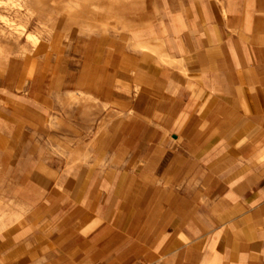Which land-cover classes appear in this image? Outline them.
I'll return each instance as SVG.
<instances>
[{"label": "crops", "instance_id": "obj_1", "mask_svg": "<svg viewBox=\"0 0 264 264\" xmlns=\"http://www.w3.org/2000/svg\"><path fill=\"white\" fill-rule=\"evenodd\" d=\"M112 9L165 52L100 34L1 77L0 157L39 193L0 264H264V0Z\"/></svg>", "mask_w": 264, "mask_h": 264}, {"label": "rangeland", "instance_id": "obj_2", "mask_svg": "<svg viewBox=\"0 0 264 264\" xmlns=\"http://www.w3.org/2000/svg\"><path fill=\"white\" fill-rule=\"evenodd\" d=\"M137 2L145 6L146 0H0V113L7 104L3 97L10 96L16 104L19 101L25 102L24 98L9 95L7 87L1 84V77L8 76L9 72L17 77L20 68L28 71L27 81H33L34 74L41 67L40 59L35 57L49 54L66 57L78 39L94 38L100 34L111 35L123 39V53L126 55L131 50L163 54L165 47L157 41H149L151 48L148 49L140 48V43H132L129 36L131 32L126 29L129 22L125 15L113 13L112 8L115 6ZM157 19L161 21V14L155 4L154 22ZM126 87L131 89L129 84ZM15 92L25 94V91L20 92L17 87ZM83 100L87 99L76 94L70 103ZM26 101L27 105L33 106L31 100ZM113 118V111H109L100 126L90 127V134H99L104 123ZM73 147L74 156L68 161L76 165L81 162L79 156L88 149V144L75 142ZM3 163L0 157V241L24 225L25 217L32 211L28 202L39 193L34 189V179L27 176L24 180L23 176L8 173L13 170L12 163L9 167Z\"/></svg>", "mask_w": 264, "mask_h": 264}]
</instances>
